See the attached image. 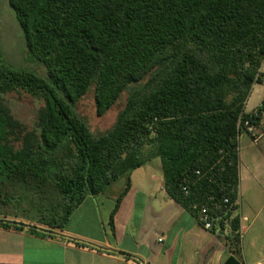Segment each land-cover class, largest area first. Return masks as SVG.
<instances>
[{"label":"trees","instance_id":"16d2710c","mask_svg":"<svg viewBox=\"0 0 264 264\" xmlns=\"http://www.w3.org/2000/svg\"><path fill=\"white\" fill-rule=\"evenodd\" d=\"M8 3L47 78L0 51V225L63 230L88 197L125 180L117 209L132 173L160 159L168 195L197 219L207 206L239 244V133L264 63V0ZM134 84L102 134L77 112L93 91L103 117ZM14 93L42 103L31 126L8 105Z\"/></svg>","mask_w":264,"mask_h":264},{"label":"crops","instance_id":"0c3cea01","mask_svg":"<svg viewBox=\"0 0 264 264\" xmlns=\"http://www.w3.org/2000/svg\"><path fill=\"white\" fill-rule=\"evenodd\" d=\"M259 85V99L249 110L251 92L247 114L264 98ZM259 131L264 133V113ZM239 152L235 216L243 238L237 245L229 239V224L208 231L168 195L162 163L155 159L132 173L117 209L126 182L117 195L88 197L63 230L38 225L46 231L36 233L0 225V264H225L230 257L239 264H264V137L255 142L243 134Z\"/></svg>","mask_w":264,"mask_h":264},{"label":"rangeland","instance_id":"374dc122","mask_svg":"<svg viewBox=\"0 0 264 264\" xmlns=\"http://www.w3.org/2000/svg\"><path fill=\"white\" fill-rule=\"evenodd\" d=\"M0 51L6 63L17 70L29 71L37 76L47 78V69L43 63L33 58L27 49L25 36L16 16L9 7L8 0H0ZM140 84H134L126 91L114 107L103 117L96 113L95 95L92 91L77 105V112L84 117L95 134H102L109 130L116 122L119 112L124 108L129 92L139 88ZM259 84L252 90L248 109H252L260 96ZM17 93L9 94L6 100L14 115L28 125L33 124L34 116L42 103L23 93L22 99ZM158 162V161H154ZM124 180L117 182L111 187L106 195H117L124 187Z\"/></svg>","mask_w":264,"mask_h":264},{"label":"built area","instance_id":"2783aa9c","mask_svg":"<svg viewBox=\"0 0 264 264\" xmlns=\"http://www.w3.org/2000/svg\"><path fill=\"white\" fill-rule=\"evenodd\" d=\"M258 82H261L264 85V63L262 67L259 69V72L256 78V84H258ZM262 108H264V98L261 104L257 108H255L251 113H249L252 116L251 118L252 120L251 119L247 120L244 123L243 128L241 127V130L239 133V139L243 134L250 135L255 142H259L264 137V133H260L259 131V126L262 120L260 109ZM184 190L186 191V188H184ZM225 203H228V201L225 200ZM198 221L204 229L211 231L213 230L215 223L218 221V219L211 214L207 206H203L199 212ZM242 238H243V235L241 233V240Z\"/></svg>","mask_w":264,"mask_h":264}]
</instances>
